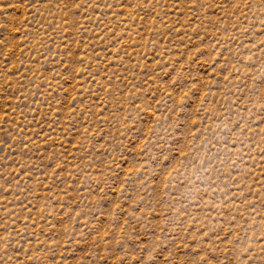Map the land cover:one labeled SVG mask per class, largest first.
<instances>
[{
  "label": "rangeland",
  "instance_id": "rangeland-1",
  "mask_svg": "<svg viewBox=\"0 0 264 264\" xmlns=\"http://www.w3.org/2000/svg\"><path fill=\"white\" fill-rule=\"evenodd\" d=\"M0 264H264V0H0Z\"/></svg>",
  "mask_w": 264,
  "mask_h": 264
},
{
  "label": "snow or ice",
  "instance_id": "snow-or-ice-1",
  "mask_svg": "<svg viewBox=\"0 0 264 264\" xmlns=\"http://www.w3.org/2000/svg\"><path fill=\"white\" fill-rule=\"evenodd\" d=\"M119 14H122V13H119ZM81 63H82V61H81ZM59 172V170H57V173Z\"/></svg>",
  "mask_w": 264,
  "mask_h": 264
}]
</instances>
